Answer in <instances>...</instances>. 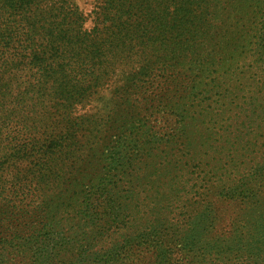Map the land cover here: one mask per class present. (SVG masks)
Returning <instances> with one entry per match:
<instances>
[{"label":"trees","instance_id":"16d2710c","mask_svg":"<svg viewBox=\"0 0 264 264\" xmlns=\"http://www.w3.org/2000/svg\"><path fill=\"white\" fill-rule=\"evenodd\" d=\"M220 1L177 0L174 9L159 12L169 16L156 27L172 29L181 51L169 64L179 93L167 91L151 109L139 107L158 120L143 123L139 138L128 132L114 142L94 189L81 190L78 176L71 188L54 185L62 171L52 165H65V158L53 157L63 131L54 134L49 125L40 156L24 174L6 180L9 157L0 156V202L14 204L0 215L20 220L23 232L5 238L10 223L0 225V264H15L18 255L24 264H143L148 256L152 264L258 261L264 250V0ZM44 7L45 0H0V148L8 146L11 157L35 145L33 132L42 123L32 111L19 116L17 110L51 101L60 112L56 123L70 131V107L104 63L98 46L105 37L97 43L65 21L63 7ZM150 21L143 25L153 30ZM121 32H110L103 44H122ZM223 41L231 46L221 60L213 53ZM184 48L191 56H182ZM19 88L23 99L11 95ZM48 185L55 191L48 201L39 194L30 210L14 207Z\"/></svg>","mask_w":264,"mask_h":264},{"label":"rangeland","instance_id":"374dc122","mask_svg":"<svg viewBox=\"0 0 264 264\" xmlns=\"http://www.w3.org/2000/svg\"><path fill=\"white\" fill-rule=\"evenodd\" d=\"M176 1L45 0L44 9L51 6L63 7L65 11L69 12L68 19L65 21L75 25L77 31L85 30L88 37H93L97 43L103 37L110 39L109 34L113 31L122 30L121 33L125 35L122 37V44L116 45L111 42L103 44L104 38L99 46L96 45L99 48L98 56L104 59V63L99 65L98 71H95V74L99 76L98 80L94 84L92 82L84 95L72 103L70 107L72 112L69 121L70 131L67 132L63 128L62 122L56 123L60 120V112L51 101L45 100L42 103L33 104L27 102L28 105L24 104L20 107V111L17 110L19 116H24L32 111L33 121L41 119L42 123H37L35 132H33L32 138L35 145H29L28 150L19 153L18 158L9 156L12 152L8 150V146L3 149L0 148V156L9 157V161L5 164V171H3L6 180H9L10 175L15 176L18 172L24 174V170L27 172V169L33 164V156L35 154L40 156L41 152L38 147L42 142L44 133L49 131L44 126L49 125L54 134H62L63 131L62 147L59 152L56 151L57 153L53 157L59 162L65 158V165L58 163L52 165L55 172L62 171L59 184L55 183L54 185H58V188H62V190L71 188L72 183L70 181L78 176L81 190L94 189L97 179L106 173L114 142L119 137L127 138L128 132H131L135 138H139V134L143 131V123L150 126L158 120L156 114L150 116L145 113L143 116L142 112L138 113L139 107L150 106L151 109L157 102L163 101L167 91L172 94L179 93V87L171 82L170 76L173 74V70L169 64L178 60L181 51L177 46H174L175 40H173L172 29L163 28V25L159 28L156 27V21L163 22L169 16L159 12L171 11L176 6ZM240 1L245 6L248 2V0ZM222 2L221 0L220 3L222 4ZM113 4L116 6H112ZM223 6L225 5L220 7ZM226 6L228 7V5ZM142 9L143 13H147L148 18L143 16ZM240 11L243 13L244 9H240ZM44 12L43 10L40 11V13ZM143 19L145 21L151 20L153 30L149 27V23L143 25ZM107 25H111L110 29L103 30L102 26ZM128 34L131 42L130 39L125 38ZM230 46L223 41L220 43V48H215L213 55L224 60L229 54ZM182 56L188 57L191 54L186 53V48H184ZM17 93L22 99L25 97L23 94H26L20 88L17 91H11L14 98ZM94 130H98V132H94ZM102 146L105 148L101 149ZM46 171L47 169L42 173ZM81 171H84V174ZM30 178L31 175L24 181ZM31 183L34 185L33 181ZM47 187L46 193L41 192L42 189L40 193L33 190L37 197L25 196L22 202L15 204L14 207L23 211L30 210L32 203H37L40 200L38 199L39 194H43V197H46L48 201L50 196L55 195V191L52 185ZM19 195L23 196L21 191H19ZM13 205L12 203L0 202V214L4 210L8 211L10 208L8 206ZM4 216V214L0 215V225L5 227L10 223V229L4 233V237H11L13 233H16L17 236L21 235L23 233L22 228L17 224L20 220L13 219L10 222L7 218L2 219ZM26 260L23 256L18 255L15 256L13 262L24 264ZM143 264H152L151 257H143ZM255 264H264V250Z\"/></svg>","mask_w":264,"mask_h":264}]
</instances>
